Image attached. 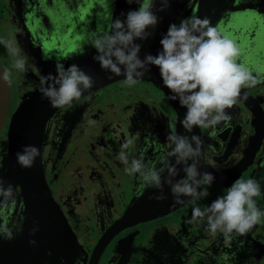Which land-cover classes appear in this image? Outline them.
Listing matches in <instances>:
<instances>
[{
	"label": "flooded vegetation",
	"instance_id": "flooded-vegetation-1",
	"mask_svg": "<svg viewBox=\"0 0 264 264\" xmlns=\"http://www.w3.org/2000/svg\"><path fill=\"white\" fill-rule=\"evenodd\" d=\"M64 2L75 7L64 9ZM263 2L169 0L173 6L156 13L159 23L167 25L165 32L154 38L155 29H149L147 39L135 41L141 44L140 57L152 55V43L153 55L161 50L156 42L170 24L196 15L209 18L234 39L242 51L239 62L264 77V9L257 8ZM247 3L251 6L245 7ZM138 6L126 0H0L2 43L14 38L28 58V70L20 73L13 67L16 57L0 47V65L9 71L8 118L21 96L41 87L42 75H55L58 60L65 64L79 55L86 35L109 30L112 20L125 19ZM159 7L156 0L153 10ZM84 47V53L96 54L91 46ZM243 92L247 99L226 110L230 122L215 129L194 127L191 133L179 123L186 109L168 99L155 66L133 86L117 79L71 106L56 108L45 121L44 174L76 246L46 231L50 224L41 216L47 213L45 204L40 206L41 219L37 207L30 208L25 200L7 153V121L0 132V180L5 187L13 186L14 196L9 201L0 197V224L12 228L15 238L7 241L0 235V264H264V216L246 235L226 241L205 231L206 219L200 225L189 223L192 198L174 203L169 186L163 189L165 200L150 199L159 194L156 189L137 197V177L126 173L118 159L122 144L130 139V159L143 152L146 162H157L161 153L171 150L169 134L199 136V171L211 172L216 179L208 187L210 195L196 204L207 206L235 180L252 178L261 187L262 194L254 199L264 211V82ZM183 176L181 170L175 179ZM87 219L94 222L90 228L82 225ZM16 226L22 229L18 233ZM34 228L37 231L30 234ZM101 236L105 245L94 253Z\"/></svg>",
	"mask_w": 264,
	"mask_h": 264
},
{
	"label": "clouds",
	"instance_id": "clouds-1",
	"mask_svg": "<svg viewBox=\"0 0 264 264\" xmlns=\"http://www.w3.org/2000/svg\"><path fill=\"white\" fill-rule=\"evenodd\" d=\"M126 2L139 6L126 15L122 13L125 19L112 20L109 30L86 35L78 54H84V45L91 46L96 52L92 59L98 62L100 69L110 73V77L123 76L124 83L129 86L138 83L152 66L158 68L163 87L170 93L168 99L178 101L180 107L186 109L183 119L179 120L186 132L191 133L194 127L215 129L222 123L227 124L231 116L226 110L238 100L247 99L243 90L264 82V77L254 75L249 67L239 62L242 51L237 42L213 26L207 17L192 15L179 24H170L159 41L161 50L156 55L146 54L141 58V44L135 41H143L151 35L149 29H155L160 20L156 13L165 11L169 0H160V7L155 11L156 0ZM4 46L16 57L13 67L25 73L28 58L22 54L18 42L13 38L5 41ZM0 80L8 81L9 71H2ZM40 84L41 98L54 108H63L71 106L73 100L93 88L95 81L80 66L71 64L65 68L58 60L55 75H42ZM166 141L171 150L161 153L157 162H146L143 152L130 159L126 150L134 141L130 139L122 144L118 159L125 165L126 173L137 177L135 195L140 197L146 190L156 189L159 194L150 199L162 201L167 198L163 189L169 186L174 203H183L182 197L192 198L194 207L189 223L200 225L206 219L205 231L222 235L226 241L234 235H246L264 216L254 199L262 194L257 181L237 179L225 194L201 207L196 201L210 195L208 187L216 179L211 172L199 171L203 141L196 135L180 134H169ZM40 155L37 147L28 145L16 157L21 167L31 168ZM170 158H174V163ZM157 163L162 166L157 167ZM181 170L184 176L175 179ZM13 196V186L5 187L0 180V197L9 201ZM21 230V226H16L15 233ZM36 231L34 228L30 234ZM0 235L7 241L15 238L13 229L6 224H0ZM29 244L35 241L30 240Z\"/></svg>",
	"mask_w": 264,
	"mask_h": 264
},
{
	"label": "water",
	"instance_id": "water-1",
	"mask_svg": "<svg viewBox=\"0 0 264 264\" xmlns=\"http://www.w3.org/2000/svg\"><path fill=\"white\" fill-rule=\"evenodd\" d=\"M160 6V0H159ZM169 4L168 7H172ZM239 8L240 4L236 5ZM245 7L251 6L250 3L244 5ZM258 9H264V2L257 6ZM160 17V16H159ZM167 25L158 23L155 28L154 38L160 32H165ZM157 41L156 43H158ZM154 43L151 44V51L153 55ZM95 55V54H94ZM93 55V56H94ZM92 54L84 53L82 55H73L68 62L64 64L67 68L71 64L80 66L88 75L92 76L95 84L93 88L87 90L82 96L88 92L96 90L111 81L124 78L110 77V73L102 71L98 62L92 59ZM5 71L0 65V73ZM40 88L25 93L18 99L16 108L12 111L8 118V104H9V87L7 81L0 80V132L7 123L6 128V141L7 153L9 155L10 165L15 173L17 182L22 190L25 200H27L30 208L35 206L37 211L35 214L40 216L39 210L41 204L46 205L47 213L41 214L43 218L50 224L47 232L54 235L58 240V236L65 239H71L76 246V239L69 224L66 222L64 214L54 201L49 185L46 182L44 167H43V148L45 141V121L49 118L50 114L56 109L52 107L46 99L41 98ZM81 96V97H82ZM74 101V100H73ZM32 145L40 150L41 155L36 158L35 163L31 168H23L17 162L16 154L21 152L25 146ZM40 216V217H41ZM41 217V219H43ZM106 238L101 236L93 252H99L105 245ZM58 251V243L56 244ZM61 250V248H59ZM93 253V255H94ZM67 261V258H65Z\"/></svg>",
	"mask_w": 264,
	"mask_h": 264
},
{
	"label": "rangeland",
	"instance_id": "rangeland-1",
	"mask_svg": "<svg viewBox=\"0 0 264 264\" xmlns=\"http://www.w3.org/2000/svg\"><path fill=\"white\" fill-rule=\"evenodd\" d=\"M0 47L3 48L7 52V49L5 48L4 43H2V39L1 38H0ZM26 75H27V73H26ZM102 102H104V101H102ZM117 102L120 103V100H117ZM55 166L57 167V164ZM93 224H94V222L89 220V219L84 220V222L82 223V225L87 226L89 228Z\"/></svg>",
	"mask_w": 264,
	"mask_h": 264
},
{
	"label": "crops",
	"instance_id": "crops-1",
	"mask_svg": "<svg viewBox=\"0 0 264 264\" xmlns=\"http://www.w3.org/2000/svg\"><path fill=\"white\" fill-rule=\"evenodd\" d=\"M60 4H61V3H60ZM61 6H64V9L75 7V6L71 5V2H67V3L64 2L63 4H61Z\"/></svg>",
	"mask_w": 264,
	"mask_h": 264
}]
</instances>
